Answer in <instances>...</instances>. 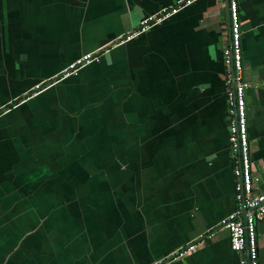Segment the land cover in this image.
I'll return each instance as SVG.
<instances>
[{
  "label": "crops",
  "instance_id": "crops-1",
  "mask_svg": "<svg viewBox=\"0 0 264 264\" xmlns=\"http://www.w3.org/2000/svg\"><path fill=\"white\" fill-rule=\"evenodd\" d=\"M0 0V264H245L224 0ZM250 171L264 191V0H237ZM97 62L20 102L82 55ZM264 264V220L256 223ZM183 256L176 254L189 246Z\"/></svg>",
  "mask_w": 264,
  "mask_h": 264
},
{
  "label": "built area",
  "instance_id": "built-area-1",
  "mask_svg": "<svg viewBox=\"0 0 264 264\" xmlns=\"http://www.w3.org/2000/svg\"><path fill=\"white\" fill-rule=\"evenodd\" d=\"M195 1L176 0L173 5L163 8L142 20L135 30L128 32L123 37L112 40L110 45L116 46L135 38L146 32L151 26L161 23ZM227 13L229 42L222 52V65L228 113L232 117L228 125V145L230 156L234 160L232 175L235 182L234 210L221 222L220 227L227 232L230 251L234 253L245 251L247 264H258L255 225L264 220V191L256 192L254 190L256 179L252 177L250 171L245 100V90L248 88V84L244 81L242 75L237 0H227ZM98 58L99 51L80 56L68 64L65 69L50 81L35 84L20 102L35 97L53 84H56L59 80L75 76L81 68L97 62ZM231 84L232 87H230ZM195 248L196 244H190L180 250L176 256H183ZM157 264H164V262H158Z\"/></svg>",
  "mask_w": 264,
  "mask_h": 264
},
{
  "label": "water",
  "instance_id": "water-1",
  "mask_svg": "<svg viewBox=\"0 0 264 264\" xmlns=\"http://www.w3.org/2000/svg\"><path fill=\"white\" fill-rule=\"evenodd\" d=\"M224 4H225V7H226V22H227V29H228V13H227V0H224ZM228 36H229V32H228ZM228 42H229V37H228ZM232 87V84L231 86ZM244 253L246 254V252L244 251ZM246 256V255H245ZM245 264H247V256L245 258Z\"/></svg>",
  "mask_w": 264,
  "mask_h": 264
}]
</instances>
